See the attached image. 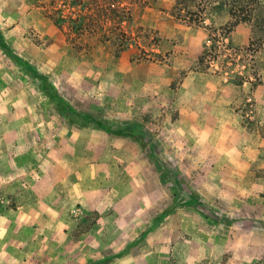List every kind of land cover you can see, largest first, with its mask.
Segmentation results:
<instances>
[{"label":"rangeland","instance_id":"374dc122","mask_svg":"<svg viewBox=\"0 0 264 264\" xmlns=\"http://www.w3.org/2000/svg\"><path fill=\"white\" fill-rule=\"evenodd\" d=\"M175 1L0 0V264H264V169L198 167L261 132L231 118L251 93L197 123L181 90L254 87L263 38L212 50L225 8L195 26Z\"/></svg>","mask_w":264,"mask_h":264},{"label":"crops","instance_id":"0c3cea01","mask_svg":"<svg viewBox=\"0 0 264 264\" xmlns=\"http://www.w3.org/2000/svg\"><path fill=\"white\" fill-rule=\"evenodd\" d=\"M261 3L264 6V0H261ZM224 16L225 17H223V20H221L218 25H225L229 21L227 10L225 11ZM251 38L252 30L250 25L241 23L226 39L231 45L243 46L245 44L247 45ZM262 46L264 47V38ZM261 53L263 58L264 53ZM191 81H194L192 83L193 93L191 98L188 99L192 101L193 106L199 104L208 108V119H204V116H201L200 118H197L195 122H210L212 120L210 119L211 113H214L217 117L218 114L224 113L222 110L226 109L228 111V108L238 107L240 105L244 107L246 105L244 96L250 92L251 97L253 98V102L250 105L255 106L253 114L246 111L245 113H241L238 110L236 111L233 109V113H230L231 118L232 120H239L246 117L254 118L261 129V132L257 131L255 134H250L249 132L246 134L243 132V134H240V138H238L235 133L225 132V138L222 140L217 138L219 141L215 144L216 146L224 148L223 154L225 158L221 159L223 162L216 161L207 164L201 163L198 165L199 169H223L243 172L264 169V66L261 67V77L259 82L254 87L251 80H243L241 83L239 82L235 84L231 81L224 82L215 74L210 73L203 76L198 72H193L192 74H187V76L183 78L181 82L182 92L189 93ZM196 92H199V94ZM200 92H203V94ZM210 108H213V110ZM193 113V115L196 116L195 112ZM214 121L219 122L221 120L217 118ZM258 185L261 187L259 190L264 192L263 179H259ZM258 199L262 202L264 197L258 196ZM250 212L253 213L255 217L264 219V211H259L255 208V210L252 209ZM259 224L264 229V222L259 221Z\"/></svg>","mask_w":264,"mask_h":264},{"label":"trees","instance_id":"16d2710c","mask_svg":"<svg viewBox=\"0 0 264 264\" xmlns=\"http://www.w3.org/2000/svg\"><path fill=\"white\" fill-rule=\"evenodd\" d=\"M209 5L214 9L225 8L229 14V21L224 27L215 29L216 33L212 37L214 44L210 46V49L217 48L215 43L220 41L219 35L228 37L241 23L250 25L253 37L254 34H258L257 40L264 38V6L261 0H176L175 13L178 17L185 12L184 16L187 17V20L183 19L185 23L198 26L203 23V16ZM55 21L59 23L62 19ZM218 31L221 33H217ZM197 61L200 64L202 57L199 56Z\"/></svg>","mask_w":264,"mask_h":264}]
</instances>
